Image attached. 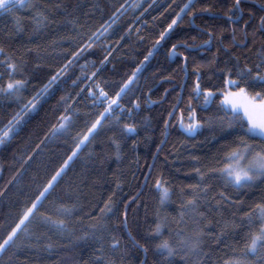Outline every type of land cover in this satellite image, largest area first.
Masks as SVG:
<instances>
[{
  "label": "trees",
  "instance_id": "16d2710c",
  "mask_svg": "<svg viewBox=\"0 0 264 264\" xmlns=\"http://www.w3.org/2000/svg\"><path fill=\"white\" fill-rule=\"evenodd\" d=\"M32 2L37 7L0 12V85L9 79V62L22 69L12 78L27 81L19 96L0 92V135L9 121L15 128L0 143V241L33 201L37 215L0 252V264H97V257H102L99 264H224L241 258L250 233L261 225L250 210L264 202V183L235 188L219 171L244 129L238 122L228 126L232 113L220 107L218 89L228 68L234 75L237 67L258 62L257 50L264 47V30H257L264 0H242L249 47L237 43L228 49L231 26L199 9L211 5L222 14L232 0H192L167 32L188 0ZM208 29L213 39L205 45ZM241 35L238 28L237 42ZM138 66L112 114L101 117L91 138L76 149L109 103L97 100V85L115 97ZM197 68L201 89L216 93L208 105L192 91ZM193 109L201 125L189 133L185 126L193 122ZM65 116L69 120L61 128ZM167 120L168 136L156 153ZM129 123L135 132L123 130ZM157 179L169 189L164 202ZM189 199L195 204L188 205ZM106 202L111 211L101 212ZM61 219L63 227L52 222ZM196 233L199 249L192 253L180 242H190ZM113 240L119 242L115 247ZM163 240L173 246L174 255L156 247Z\"/></svg>",
  "mask_w": 264,
  "mask_h": 264
},
{
  "label": "snow or ice",
  "instance_id": "6c2138e0",
  "mask_svg": "<svg viewBox=\"0 0 264 264\" xmlns=\"http://www.w3.org/2000/svg\"><path fill=\"white\" fill-rule=\"evenodd\" d=\"M192 4V0H188V3H185L183 7H181L180 12L176 14V18H173L171 23L168 24L165 32L172 29L175 24H177V20L180 17V13L184 12L185 9L189 8ZM242 0H232L230 4H228L227 9L221 12L219 10H212L211 5H206L203 8L199 9V11L204 13H210L213 19H223L227 25H230V31L232 33L231 43L225 45V49L233 47L235 45L243 46L248 48L249 46L246 44V41L249 36L248 25L249 20H244L242 13L244 9L242 8ZM35 8L37 5L29 0L27 4H25V0H0V12H3L6 15H10L15 12V10L24 7ZM58 7V5H57ZM123 7V5H121ZM119 11V9H117ZM194 13L189 12L188 15L192 16ZM37 17H41L42 13L37 12ZM16 19V24L18 28L20 27L19 18ZM35 19L36 23H40V19ZM44 19H47L44 17ZM243 21V24H241ZM239 28L241 35L240 40L237 42V29ZM229 30V29H222ZM257 30H264V15L260 16ZM165 33H161V38L164 37ZM95 35V34H93ZM208 39L203 41V44H209L213 39V32L211 29L207 30ZM251 35L255 37L256 30H254ZM92 37H89L91 40ZM254 42V41H253ZM89 47L91 45H88ZM155 47V45L153 46ZM177 45L173 44L172 49H176ZM4 49L0 47V52H3ZM174 52L170 51L169 55H173ZM76 55V53H73ZM151 55V53H149ZM180 55H183L181 53ZM258 62H256L253 67L257 69L255 72L253 71V67H250L248 63H245L243 67H237L235 74L233 75V69L228 68L227 74H225L223 79V88L218 89L221 93V101L220 107L227 113L231 111L232 117L228 126L232 127V122H238L242 129H244V136L238 138V141L235 144V147L231 148L230 151L226 154V159L228 163L224 165V167L220 168L219 171L223 174L225 180L230 183L235 188L241 187H251L255 184L256 181H261L264 183V47L257 50ZM148 59V57H145ZM187 61V57L184 58ZM215 60V56L213 57ZM237 63L239 61V57H236ZM7 74L9 79L6 84L0 85V92H3L9 96H19L22 89L26 87L27 81L24 79H14L15 73L17 71H22V69H18L15 63H7L6 64ZM139 70V66L136 70L133 71L132 75L128 77V79L121 85L120 91L116 93L115 97H110L108 93L97 85L99 88V96L97 100L101 98H105L109 101L108 106L104 108V111L100 113V116L97 117L96 121L91 124V127L88 128L87 132L80 138L79 142L76 144V149H80L82 145H85L86 141L91 138V134H94L95 130L101 125V117H105L106 114L111 115L113 112V106L118 105V100L121 96V93L125 91V89L132 83L134 77L136 76V71ZM197 81L192 89L195 93L196 98L198 99L200 95H203L204 105H208L214 98L215 92L211 88L201 89L199 83V68L196 70ZM220 71H224L221 69ZM55 79V77H53ZM47 87V86H46ZM46 90V89H45ZM91 92V89H89ZM95 95V93H93ZM191 99L189 98V106H191ZM36 100H32L29 103V108L31 110H35ZM137 107L139 105H136ZM131 111V110H129ZM195 110L193 109L191 115L193 116V122L186 125V131L189 133L195 132L201 125L199 120L195 119L194 116ZM69 117L65 116L62 119V123L60 125L61 128L65 127L64 121H68ZM221 120L223 118L221 117ZM12 122L9 121V128L5 130L2 135H0V143H3L4 140L9 136L10 132L15 131V128L11 126ZM165 125H167V121H165ZM123 130L128 133L135 132L134 124H125L123 126ZM256 137L260 138V143L257 144L254 142ZM76 149L73 150V156H75ZM72 159V156L68 158V160L64 161V165L61 166V170L56 173L52 177L51 180L48 181V184L45 186L44 192H41L40 196L36 198L37 201L40 200L42 196H44L45 192L48 191L49 188L53 186V182L60 175V172L64 167L68 165L69 160ZM156 187L161 190V202H164L169 195V189L164 187L161 184L159 179L156 180ZM223 195V194H221ZM188 205H194L195 200L189 199L186 202ZM37 208L36 201L32 202V206L28 207L23 214L20 216L19 221L15 224L14 227L11 228L10 231L7 232V235L0 241V252L6 250V248L12 245L15 242V239L18 236V232L23 230L27 231L26 224L31 221V219L37 215L35 209ZM68 210L65 209V212ZM111 211V207L107 204L105 208L101 209V212ZM255 212L258 214L259 219L261 221L260 228L257 232H251L250 238L248 242H246L243 256L241 258L230 259L224 261V264H261L264 261V255H262V250H264V202L257 203L254 205V209L250 210V213ZM246 213L248 216L249 222H251V214ZM183 216V213H181ZM46 222L50 221V217H42ZM56 225L63 227L65 225L64 220H56L52 221ZM161 225L157 224L155 228V232L159 235ZM196 238L191 240L190 242L182 239L181 244L184 247H187L189 251L192 253H196L199 249V233L195 234ZM118 241L113 240L112 245L115 247L118 245ZM143 247V246H142ZM158 249L163 250L169 256L175 254V249L167 240L161 241V243L156 246ZM147 251V249H145ZM187 254V253H186ZM183 260V257H181ZM102 257H97V264H99Z\"/></svg>",
  "mask_w": 264,
  "mask_h": 264
},
{
  "label": "water",
  "instance_id": "95a60500",
  "mask_svg": "<svg viewBox=\"0 0 264 264\" xmlns=\"http://www.w3.org/2000/svg\"><path fill=\"white\" fill-rule=\"evenodd\" d=\"M175 110H176V107L173 109L172 113L170 114V117L172 116V114H173V112H174ZM170 117H169V118H170ZM168 123H169V120H167L165 137H164L163 141L161 142L159 148L157 149L156 153L158 152V150L161 148V146L164 144V142H165L166 139H167V136H168ZM156 153H155V154H156ZM149 169H150V168H149ZM147 175H148V173H147Z\"/></svg>",
  "mask_w": 264,
  "mask_h": 264
}]
</instances>
